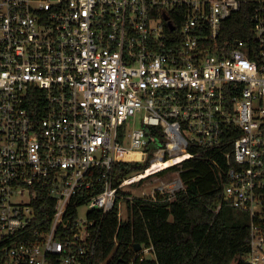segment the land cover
Listing matches in <instances>:
<instances>
[{"label": "built area", "instance_id": "2783aa9c", "mask_svg": "<svg viewBox=\"0 0 264 264\" xmlns=\"http://www.w3.org/2000/svg\"><path fill=\"white\" fill-rule=\"evenodd\" d=\"M241 5L0 0V264H92L102 222L120 197L135 199L121 191L202 152L216 169L223 160L225 200L250 215L246 263L264 264V0L254 40L224 43ZM148 160L113 176L117 163Z\"/></svg>", "mask_w": 264, "mask_h": 264}, {"label": "trees", "instance_id": "16d2710c", "mask_svg": "<svg viewBox=\"0 0 264 264\" xmlns=\"http://www.w3.org/2000/svg\"><path fill=\"white\" fill-rule=\"evenodd\" d=\"M241 2V10L223 25L224 43L254 40L252 28L257 0ZM171 16L179 26L176 16ZM216 157L202 152L180 167L175 165L159 172L179 171L184 188L173 198L160 193L153 201L120 197L102 222L92 264H247L251 218L248 212L227 204L223 189L227 181L223 174L226 165L219 158L224 170L216 169L212 162ZM149 166L150 160L120 162L115 165L113 176L121 182L143 173ZM121 194L131 195L123 191ZM119 201L126 206V219L119 220ZM40 202L43 205L38 209L39 218L47 219L52 200L43 192ZM92 216L97 221L101 219L99 212ZM139 245L141 250L153 247L154 259L141 260V250H136Z\"/></svg>", "mask_w": 264, "mask_h": 264}, {"label": "rangeland", "instance_id": "374dc122", "mask_svg": "<svg viewBox=\"0 0 264 264\" xmlns=\"http://www.w3.org/2000/svg\"><path fill=\"white\" fill-rule=\"evenodd\" d=\"M139 122L135 125V127L140 128L142 127V123L140 121V117L138 118ZM129 128H133V125H131ZM183 185V182L181 180L179 171H168L164 174H153L150 177L144 179L142 182H137L134 185L125 187V192H129L132 196L135 198H142L144 195L147 198L148 196L152 195L153 193L156 194L160 193L163 194L164 192H167L169 194H173L179 191L181 189V186ZM122 212H123V219L127 218V209L125 204L122 203ZM87 208L83 207L81 208V215L85 216L87 213ZM148 259H154V256L152 254H146ZM235 264V263H233Z\"/></svg>", "mask_w": 264, "mask_h": 264}, {"label": "bare ground", "instance_id": "6f19581e", "mask_svg": "<svg viewBox=\"0 0 264 264\" xmlns=\"http://www.w3.org/2000/svg\"><path fill=\"white\" fill-rule=\"evenodd\" d=\"M130 156H131V158H139V157H140V154L134 152V153H131ZM172 164H173V162H168V163L165 165V168L170 167ZM161 165H162V164H160L159 162L156 163V164L154 165L153 168H150V169L148 170V172H147L145 175H143V177H145V176H146V177H147V176H150V175L154 174V172H156L157 170L162 169ZM139 178H140V177H139Z\"/></svg>", "mask_w": 264, "mask_h": 264}, {"label": "water", "instance_id": "95a60500", "mask_svg": "<svg viewBox=\"0 0 264 264\" xmlns=\"http://www.w3.org/2000/svg\"><path fill=\"white\" fill-rule=\"evenodd\" d=\"M166 18H168V17H166ZM170 27H171L172 30L174 29V26L172 24H170ZM141 248H142V246L139 245L136 250L140 251Z\"/></svg>", "mask_w": 264, "mask_h": 264}]
</instances>
